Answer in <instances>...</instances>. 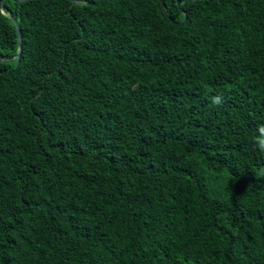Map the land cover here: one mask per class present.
<instances>
[{"label": "trees", "instance_id": "obj_1", "mask_svg": "<svg viewBox=\"0 0 264 264\" xmlns=\"http://www.w3.org/2000/svg\"><path fill=\"white\" fill-rule=\"evenodd\" d=\"M83 1L0 0V264H264V0Z\"/></svg>", "mask_w": 264, "mask_h": 264}, {"label": "water", "instance_id": "obj_2", "mask_svg": "<svg viewBox=\"0 0 264 264\" xmlns=\"http://www.w3.org/2000/svg\"><path fill=\"white\" fill-rule=\"evenodd\" d=\"M15 1H16V2L24 3V2H27V1H29V0H15ZM71 1H72V3H73L74 5L84 4V3L91 4V3H89V2H85V1H83V0H71ZM101 1H102V0H98L97 3H100ZM160 1H161V3H162V7H163V10H164L166 16L172 21L171 16L169 15V13L167 12V10H166V8H165L164 0H160ZM194 1H197V0H194ZM3 9H5V8H3ZM10 18L12 19L13 23L15 24V26H16V28H17V30H18L20 51H19V53H18V55H17V58H19V57H21V55H22V30H21V26H20V24H19L17 18H16L13 14H10ZM185 21H186V18H185V20H184L183 22H185ZM14 59H15V57L3 58V57L0 56V62L11 61V60H14Z\"/></svg>", "mask_w": 264, "mask_h": 264}, {"label": "clouds", "instance_id": "obj_3", "mask_svg": "<svg viewBox=\"0 0 264 264\" xmlns=\"http://www.w3.org/2000/svg\"><path fill=\"white\" fill-rule=\"evenodd\" d=\"M213 103L219 105L220 103H222V100L214 97ZM259 132H260V135L255 136L253 138V142H254L256 148L260 152L264 153V125L259 126ZM261 174L264 175V173H261ZM229 179H230V174L226 172L225 173V183L226 184L229 182Z\"/></svg>", "mask_w": 264, "mask_h": 264}]
</instances>
